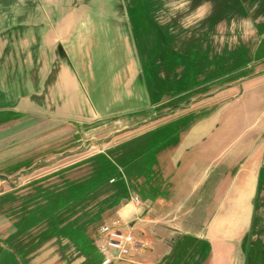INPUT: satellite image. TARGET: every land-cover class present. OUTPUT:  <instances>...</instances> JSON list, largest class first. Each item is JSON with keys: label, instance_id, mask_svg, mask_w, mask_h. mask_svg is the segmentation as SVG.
<instances>
[{"label": "rangeland", "instance_id": "obj_1", "mask_svg": "<svg viewBox=\"0 0 264 264\" xmlns=\"http://www.w3.org/2000/svg\"><path fill=\"white\" fill-rule=\"evenodd\" d=\"M64 3L74 13L71 34L84 36L82 63L55 45L42 69L25 53L0 75V264H98L99 229L129 198L122 168L142 162L145 132L179 116L185 127L214 115L211 136L220 141L204 150L217 160L262 146L246 233L264 243V0ZM39 4L0 0L3 35L13 40L33 23L45 29L59 19L38 14ZM63 63L82 74L86 101L84 110L63 112L71 119L53 117L48 108L58 102L48 105L46 80L26 82L60 74ZM123 74L135 84L119 86ZM181 247L199 258L206 250L197 240Z\"/></svg>", "mask_w": 264, "mask_h": 264}, {"label": "crops", "instance_id": "obj_2", "mask_svg": "<svg viewBox=\"0 0 264 264\" xmlns=\"http://www.w3.org/2000/svg\"><path fill=\"white\" fill-rule=\"evenodd\" d=\"M64 2L40 0L36 7L38 14L59 16L45 29L36 22L29 25L26 35H16L9 40V36L2 33L5 28L0 26L2 77L18 58L24 62L25 53L32 66L42 69L40 64L45 65L49 59L47 53L55 45L62 49L60 56L71 53L78 57L76 63H82L76 48L81 46L84 36L80 32L71 34L76 25L72 23L74 13L62 6ZM60 68V74H31L26 82L37 84L36 81L41 80L43 84L46 80L48 105L52 99L58 102V106L48 108L58 112L53 117L71 119L63 112L85 109L82 74H73L67 63ZM134 80V75L123 74L118 85L125 89L135 84ZM196 114L199 115V111ZM181 117L145 132L143 139L147 143L136 158L142 162L131 161L122 168L130 192L116 220L121 229L144 240L147 247L113 264H244L240 241L253 215L252 200L258 190L262 146L256 148L255 153L235 151L227 159L217 160L204 150L206 145L215 147L220 141L219 137L211 136L217 127L214 115L196 116L185 127L177 122ZM169 124L175 129L168 135L163 130ZM184 240L201 242L206 248L204 255L201 258L195 252L190 255L181 247Z\"/></svg>", "mask_w": 264, "mask_h": 264}, {"label": "built area", "instance_id": "obj_3", "mask_svg": "<svg viewBox=\"0 0 264 264\" xmlns=\"http://www.w3.org/2000/svg\"><path fill=\"white\" fill-rule=\"evenodd\" d=\"M135 200L138 201L137 198ZM118 224V220H115L111 224L102 225L99 229L102 239L99 247L102 254L101 264H113L117 260L130 258L134 254L144 251L147 247L144 240L121 229Z\"/></svg>", "mask_w": 264, "mask_h": 264}, {"label": "trees", "instance_id": "obj_4", "mask_svg": "<svg viewBox=\"0 0 264 264\" xmlns=\"http://www.w3.org/2000/svg\"><path fill=\"white\" fill-rule=\"evenodd\" d=\"M240 248L244 264H264V243L261 240H251L246 233L241 239Z\"/></svg>", "mask_w": 264, "mask_h": 264}, {"label": "water", "instance_id": "obj_5", "mask_svg": "<svg viewBox=\"0 0 264 264\" xmlns=\"http://www.w3.org/2000/svg\"><path fill=\"white\" fill-rule=\"evenodd\" d=\"M115 253V252H114Z\"/></svg>", "mask_w": 264, "mask_h": 264}]
</instances>
